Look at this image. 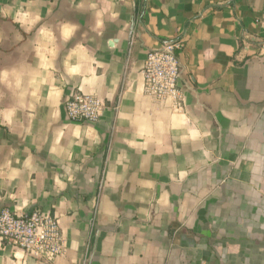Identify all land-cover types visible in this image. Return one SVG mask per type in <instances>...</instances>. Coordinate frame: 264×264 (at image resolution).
<instances>
[{"label":"crops","instance_id":"1","mask_svg":"<svg viewBox=\"0 0 264 264\" xmlns=\"http://www.w3.org/2000/svg\"><path fill=\"white\" fill-rule=\"evenodd\" d=\"M176 39L182 111L143 94ZM2 209L56 216L66 252L0 264H264V0H0Z\"/></svg>","mask_w":264,"mask_h":264},{"label":"built area","instance_id":"2","mask_svg":"<svg viewBox=\"0 0 264 264\" xmlns=\"http://www.w3.org/2000/svg\"><path fill=\"white\" fill-rule=\"evenodd\" d=\"M183 49L181 39L165 42L148 53L142 70L143 94L158 103L170 102L177 111L184 107V94L179 84ZM104 109L103 100L81 89L65 102L66 114L72 122L96 123ZM0 242L43 262H53L66 252V240L58 219L39 211L19 215L2 209Z\"/></svg>","mask_w":264,"mask_h":264},{"label":"clouds","instance_id":"3","mask_svg":"<svg viewBox=\"0 0 264 264\" xmlns=\"http://www.w3.org/2000/svg\"><path fill=\"white\" fill-rule=\"evenodd\" d=\"M71 30H66V34L68 33V32H70Z\"/></svg>","mask_w":264,"mask_h":264}]
</instances>
